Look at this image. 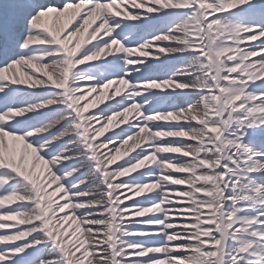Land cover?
Instances as JSON below:
<instances>
[{"label": "snow or ice", "instance_id": "1", "mask_svg": "<svg viewBox=\"0 0 264 264\" xmlns=\"http://www.w3.org/2000/svg\"><path fill=\"white\" fill-rule=\"evenodd\" d=\"M0 264H264V0H0Z\"/></svg>", "mask_w": 264, "mask_h": 264}, {"label": "bare ground", "instance_id": "2", "mask_svg": "<svg viewBox=\"0 0 264 264\" xmlns=\"http://www.w3.org/2000/svg\"><path fill=\"white\" fill-rule=\"evenodd\" d=\"M115 123V122H114Z\"/></svg>", "mask_w": 264, "mask_h": 264}]
</instances>
